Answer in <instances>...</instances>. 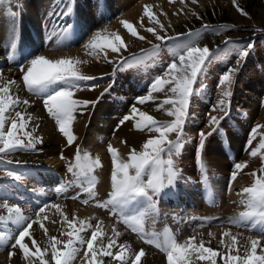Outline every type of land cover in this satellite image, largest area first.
Wrapping results in <instances>:
<instances>
[{"label":"rangeland","instance_id":"1","mask_svg":"<svg viewBox=\"0 0 264 264\" xmlns=\"http://www.w3.org/2000/svg\"><path fill=\"white\" fill-rule=\"evenodd\" d=\"M28 4L34 8L33 15L28 12ZM68 5L72 7L71 15L69 17L59 15ZM145 6H151V11L155 14L153 18L150 19L145 14ZM9 9L15 15H10ZM6 13L12 16L8 21ZM49 13L56 14L50 16ZM29 18L32 19L25 20ZM157 19L164 26L163 29L155 23ZM11 20L15 25V31L14 33L13 30L9 31V35L4 37L7 31L5 27ZM122 21L133 24L138 35L133 36L124 27ZM63 24L73 25L72 31L64 36L57 35L58 26ZM204 25L208 28L205 29ZM149 28H155L156 34L149 32ZM98 31L108 35L109 38L120 35L127 45L126 49L122 48L120 53H113L111 49L105 47L99 56L92 53L85 45ZM197 31L200 35L195 38L194 46H207L213 55L211 63H208L203 75L194 85L195 95L190 99L189 115L181 141L182 148L179 154L175 152L172 154L179 176L170 196L179 197L177 199L186 203H189L185 193L186 188H206L209 182L214 185L220 177L225 181L231 180L235 163H246V167L234 179L242 182V186H239L234 193L242 192L244 187L254 184L258 176L264 175V149L260 147L261 143H264V114L261 118L256 116L249 119L245 113L249 110L247 102H255L258 99H260V109H264V0H10V2L6 0L5 3L0 4V84L9 80L15 81L10 86L12 98L27 100L28 104H21L37 106L44 111L43 98L28 92L25 88L20 66L27 58L45 55L52 51L58 58L79 59L81 63L78 67L81 74L96 77L94 80L83 82L79 90H74L75 99L98 100L94 106L89 105L83 110V115L80 112L76 113L72 125L76 128L75 124H78L77 131L80 132L84 123L90 131H96L98 125L92 118L91 127V116L98 110L101 113L105 108L110 110L107 115L110 122L107 121L106 124L104 121L103 125H99L102 129H98V134L93 135L92 142L82 140V137V141H75L72 146L62 142L59 144L56 151L59 165L54 169L58 170L57 174L61 173L62 178L47 175L40 177L32 171L28 163L12 161L20 157L21 153L36 154L35 150L0 154V204H7L9 207L18 206L23 214L31 219H36L39 207L49 205L44 213L40 214V220L29 230L32 236L25 238L26 243L34 238L43 250L45 247L50 248L51 236L66 240L68 237L63 233L71 231L64 222L66 215L68 219L76 221L77 228L81 227V222L91 224L93 227L100 225L103 235L97 237L93 243V250L98 251L97 260L103 259L104 264H118V261L99 254L101 242L107 245L109 238L116 241V246L111 249L113 252L119 250L120 244H125L131 254L138 253L143 248L145 256L141 258L140 264H148L144 260L149 256L152 264L156 262V264H167L166 255L154 245L147 244L139 233L132 231L123 222L119 213L114 215L111 207L104 208L98 205L108 200L112 191L110 180L112 165L108 145L118 149V155L124 161L128 159L131 151L129 149L131 145L125 143L124 137L121 139L120 132L127 123H132L134 126V121L129 120L132 122L126 121L122 125L120 121L125 115H136L138 118V113L131 112L132 105H136L140 111L147 112L158 121L173 119L167 114L171 105L164 104L161 107L163 101L172 95L169 91L170 85H165L161 92L151 93L153 99L143 105L137 102V97L149 94L150 84L154 78L162 76L171 62L175 60L179 65L178 56L174 53L179 51L177 46L181 44L183 38L169 40L168 37ZM18 33H25L29 38L21 41L20 46H15L13 50L11 40ZM157 34L165 39H157ZM141 36L144 39H140ZM30 37L36 38L33 44L29 43ZM58 37L61 38V42L55 41ZM226 41L229 43L226 44ZM153 45L160 46L154 56L146 57L139 64L130 61L131 67L127 65L124 68L119 67L121 58L133 54L139 55L141 50L151 49ZM249 45L252 46L250 49ZM244 50H247V56L238 58L239 52ZM10 55L13 57L12 60L9 59ZM229 69L234 70V75L230 88L231 96L226 101V114L225 111L219 110V101L222 92L226 89L225 86L219 85L218 81ZM105 89L109 91L101 96ZM250 91L253 93L252 97L248 94ZM119 102H121V114L117 113L111 117L112 107ZM45 111L44 113L50 117ZM211 116L223 118L220 131L208 136L203 150L198 151V133L201 130L205 134L211 131L208 123ZM51 119L54 121L53 118ZM241 120L247 121L248 124L243 126ZM133 129L140 134L158 135L147 130ZM169 138L175 139V134H170ZM229 141H231V150ZM77 145L81 149L82 156L85 153L90 154L93 159L99 156L103 165L97 167L92 174L96 178L92 197L83 190L89 187L88 179L68 171V165L75 162ZM121 146L125 147L121 148ZM137 150H142V145ZM253 150L257 152L256 156L250 155ZM164 158L167 159V155ZM199 161L204 163L203 171L198 166ZM37 164L41 165L39 163L33 165ZM9 172L21 175V179L15 180L8 175ZM205 174L209 177L204 178ZM13 181L15 182L12 183ZM61 185L66 186V191L56 192L55 189ZM223 190L226 194L223 198L217 201L214 199L212 203L205 205L198 202L190 206L191 212L180 210L171 202L164 203L159 197H154L155 210L147 208L146 204L136 208L130 204L126 207L125 213L139 214L147 208L143 224L145 233L150 235L155 232L162 237L164 230L168 229L176 235L180 243L195 236L197 244L202 239L206 247L217 249L221 253L228 251L220 244L221 239L224 244H231V237L223 236L225 231L237 237L233 254H237V251L240 255L246 254V249L250 250L251 239L258 238L259 254L261 248H264V234L233 222L239 220L242 212L250 209L230 204L228 196L232 191L226 184ZM181 197L186 200L183 201ZM84 200H88V203H83ZM52 204H59L60 209L51 207ZM0 215L6 218L7 209L0 208ZM203 218L208 219L205 221ZM41 222L47 228V234L39 227ZM0 231L14 234L15 226L11 222H6L0 224ZM116 233L119 235L117 236ZM81 235L90 238L91 229H87ZM9 244L7 248L10 247ZM29 246L35 250L30 243ZM85 250L86 246L73 264H88V260L83 257ZM11 252L15 254L10 257L6 246L0 247V264H27L19 251ZM148 254L149 256H146ZM50 255L49 251L45 258L48 259ZM190 258L192 264H210L209 261L199 260L198 254L195 253ZM50 264H54V261H50ZM217 264H221L220 257H217Z\"/></svg>","mask_w":264,"mask_h":264},{"label":"snow or ice","instance_id":"2","mask_svg":"<svg viewBox=\"0 0 264 264\" xmlns=\"http://www.w3.org/2000/svg\"><path fill=\"white\" fill-rule=\"evenodd\" d=\"M6 0H0V4L5 3ZM10 2V0H8ZM243 11V10H241ZM72 13L71 5L59 13L64 17H69ZM10 15H15L11 13ZM56 13H49L54 15ZM145 14L149 18H153L155 14L151 11V6H145ZM247 15V13H243ZM124 27L133 35L137 36L138 33L133 24L128 21H122ZM155 23L163 29V25L157 19ZM205 29L207 25L203 26ZM59 31L57 35L64 36L71 32L73 25L63 24L58 26ZM149 32L156 34L155 28H149ZM200 33L188 32L181 33L176 37H168L169 40H181V44L177 47L179 51L174 53L178 56V63L174 60L171 62L162 76L154 78L150 84V92L148 95L137 97V102L141 105L153 99L151 93L161 92L165 85H170L169 91L172 93L164 104H170L171 108L167 114L173 119L168 121H158L152 115L145 111H140L136 105H132L131 112L136 115H125L120 124L126 121L133 120L136 130L148 132H155L158 135L151 136L142 144V150L138 151L132 148L129 152L126 161L121 160L118 155V149L112 145H108V151L111 155L112 170L110 174L112 191L109 194V199L103 201L98 206L108 208L111 207L112 213L115 215L120 214L123 222L137 232L149 245H154L166 255L167 264H192V254H198V259L202 261H209L210 264H217V257H220L221 264H264V248H261L258 254L257 248L260 245L258 239L251 240L250 250L246 249V254L240 255L233 254L236 249L235 235H231L229 231H225L223 236L231 237V244H224L221 239L220 244L227 248V252L221 253L217 249L206 247L205 242L201 239L197 244L196 237H189L188 240L180 243L177 241L176 235L170 230L165 229L161 237L160 234L155 232L150 235L144 232V216L147 208L155 210L156 205L154 197H159L162 193L167 195L173 190L177 181L179 173L174 166L172 154L175 152L179 154L182 148V137L184 134V126L186 119L189 115L190 99L195 95L194 85L197 80L203 75L208 63H211L212 52L207 46L199 47L196 44V37ZM51 39V37H49ZM144 39V37H139ZM157 39L164 40L165 37L157 34ZM229 43L228 41L225 42ZM92 53L99 56L104 51L105 47L111 49L113 53H120L122 48L127 47L125 41L120 35H115L114 38H109L101 32H96L85 45ZM159 45H153L151 49L141 50V54H133L132 56L121 58L119 67L124 68L126 65L131 67L134 63H142L146 57L154 56L159 51ZM252 46L249 45L250 49ZM13 50L15 43H12ZM247 50L241 51L239 57H246ZM10 60L13 57L10 55ZM111 63V61H109ZM81 63L79 59L72 57H62L57 59H50L44 55H35L34 57L27 58L25 63L20 66L22 73V80L28 92L33 93L43 98V105L51 118L54 119L58 131L66 138L67 146H72L77 140V137L72 131V124L76 119V113L84 114L89 105H95L98 100L89 101L74 98V90H79L83 82L96 79V77L83 75L78 67ZM234 70L229 69L227 73L222 74L219 85L225 86L222 92V98L219 101V110L225 111L227 114L226 101L231 96V85L233 83ZM15 81L9 80L0 84V154H6L17 151H30L35 150L36 145L43 143L39 136L33 135L32 131L25 130L28 123L32 120L30 115L22 114L20 111H15V115L11 113L21 103L28 104L27 100L21 101L18 97L12 98L11 85ZM94 87V86H93ZM109 89H105L101 96L107 93ZM6 113L9 115L6 117ZM18 118V119H17ZM223 118L211 116L209 126L211 131L205 134L203 130L198 133V151H202L208 136L220 131ZM38 127V125H37ZM255 131V129L253 130ZM175 134V139H170V134ZM125 143H127L125 141ZM260 147L264 149V143ZM167 155V159H165ZM250 155L256 156L255 150L250 152ZM61 153V159H63ZM99 156L94 159L90 154L85 153L81 155V149L76 146L75 162L68 165V171L73 172L75 175L85 177L88 179L89 187L83 190L88 193L89 197L94 196L93 186L96 178L92 175L97 167H102ZM198 166L203 171V161L198 162ZM246 167V163H235L234 171L231 174V179H235L238 173ZM9 176L14 177L15 180H20L21 175L14 172H9ZM147 177V178H146ZM167 190V191H166ZM56 192L62 193L66 191V186L61 185L55 189ZM244 193L248 194L246 201L249 211L242 212L239 220L233 221L238 226H251L255 227L256 224L261 225V231H264V175L258 176L254 184L243 189ZM76 198V197H73ZM83 203L87 204L88 200ZM133 205L134 208L142 204H146L147 208L140 211L139 214H125V208L128 205ZM49 205L45 204L39 207L36 213V219H31L23 214L18 206L9 207L7 204H0V208L7 209V217L0 215V224L11 222L15 226V233L13 235L6 234L5 231H0V247L5 245V241H11L10 247L13 250L19 251L27 261V264H73L77 256L83 251V257L88 260V264H104V260H97L98 251L93 250V243L97 240L98 236H102V230L99 224L93 227L91 224H84L81 222V227H76V221L68 219L64 215V222L69 226L71 231L63 233L68 238L58 239L56 236L49 237V247L43 250L32 238L30 244L35 247V250L30 248L29 243L25 242L26 237H31L32 233L29 231L34 224L40 220V214L44 213L45 208ZM51 207L60 209L59 204H52ZM207 221L208 218H203ZM251 221V225L248 222ZM39 227L47 234V228L41 222ZM91 229L90 238H85L81 235L82 232ZM118 236L119 233H116ZM59 246V247H58ZM116 246V241L109 238L107 245L101 242L99 254L102 257H108L118 261V264H140L141 258L145 256L143 248L138 253L131 254L125 244L119 245V250L113 252L111 249ZM51 252V255L46 259V255ZM15 254L10 252L9 256Z\"/></svg>","mask_w":264,"mask_h":264},{"label":"bare ground","instance_id":"3","mask_svg":"<svg viewBox=\"0 0 264 264\" xmlns=\"http://www.w3.org/2000/svg\"><path fill=\"white\" fill-rule=\"evenodd\" d=\"M27 9H28V12L30 15L34 14V8H31V6H29V4L27 5ZM134 10L136 11L135 8H134ZM11 17L12 16H10L6 13V20L7 21L10 20ZM132 17H134V16H132ZM30 19H32V18L25 19V20H30ZM15 22L16 21L14 20V23ZM5 28L7 31H6V34H4V37H7L9 35V31H11V30H13V33H14L15 25L13 24V20H11L9 23H7V26ZM13 33L11 35H13ZM28 38H29V36L26 35L25 33H18L16 35H14V37L12 38L11 41L15 43V46L19 47L21 41H26ZM30 38H31V41L29 43L33 44V42L35 41L36 38L35 39L34 38L32 39V37H30ZM57 40L59 42H61L60 37L55 39V41H57ZM44 56H46L47 58H50V59H57L58 58L56 53H54L52 51L45 53ZM251 93H252L251 91L248 93L250 97L253 96V93L252 94ZM256 98H257V96H256ZM259 104H260V99L256 100L255 102H253V101H251L250 103L247 102V105H249L248 106L249 110L245 113H247L249 119H252L256 116H259L260 118L263 117L262 115L264 114V109H262V108L260 109ZM43 109H44V107H43ZM105 109H103L104 115H101L103 113H101L98 110L93 116H91V127H92V118H93V120H95L97 122L98 126L96 127L97 128L96 131H90V129L86 126V123H84V122H83L84 123L83 128H80V132L77 131V127H78L77 123H76L77 125L75 124L76 128L74 127V125H72V131H73L74 135L77 137L76 141L86 140L87 142H92L93 135L95 136L96 134H98L97 130L101 128V127H99V125L100 126L103 125L104 121H106V124H107V121H108L107 115L110 113V110L108 108L106 110ZM15 111H20L22 114H25L26 116L30 115L32 117V120L28 123L25 130L32 131L33 135L39 136L43 140V143H39L36 145V149H35L36 154L34 152H33V154L21 153L20 157H17L15 159H13L12 161L15 163H17V162L28 163L30 165L29 167L32 169V171H34L35 174H39L40 177H41V175H44V176L47 175V176H54L56 178L60 176V178H62L63 176L61 175V173L57 174L58 170H56L54 168H56L59 165V159L56 157V151L58 150L59 144H61V142L66 143V138H64L63 135L58 131V127H57L56 123L44 113L45 109L43 111L41 108H39L37 106L32 107L31 105L24 106V105L20 104L17 108H15V110L12 111V113H11L12 116L15 115ZM117 113L119 115L121 114V102H119L118 104H116L112 107L111 117H112V115H116ZM5 115L7 117L9 114L6 113ZM108 122H110V121H108ZM128 122H132V121H128ZM240 122L243 126H246L248 124V122L245 120H241ZM37 125H38V127H37ZM133 128H135V127L132 126V123H127L124 125V127L121 129V132H120L121 133V136H120L121 139H122V137H124L125 140L127 141V143L129 145H131V146H129V149H132V148L137 149L148 138L151 137L150 134L145 135V134H140L138 132H135V130ZM82 137H83V139L81 140ZM84 138H86V139H84ZM123 147H125V146H121V148H123ZM229 148L231 149V141H229ZM35 163H39L41 165H38V164L33 165ZM27 169H28V167H26V170ZM42 178H44V177H42ZM220 178L214 183V185L212 184V182H209L206 188L205 187L198 188V189H193L192 187L186 188L185 193H186V196L188 198V202L191 203L192 205H194V204L196 205V203H198V202L204 203V205H205L207 203L208 204L212 203L214 201V199L217 201V199H221V198H223V195H226L225 192H223L225 190V189L223 190L224 185L226 184V186H229L230 190L232 191V193L228 196V202L230 204H234V206H237V207L239 206V208H248V205L246 203V201L248 199V194L244 193L243 191L234 193V191L237 190V188L239 186H242V182H240L239 180H232V179L229 181H225V179H222V178L220 179ZM14 182L15 181H13L12 183H14ZM243 187H244V185H243ZM4 190L5 189H3V191ZM12 197L16 198L15 196H12ZM177 198H179V197H177ZM180 201H182V200L180 199ZM125 209H127V208H125ZM248 224L251 225V221H249ZM244 227L247 229H249V227H250L249 230H252V231H255L258 233L260 232V234H264V231L260 230L261 225L259 223L256 224L255 227H251V226H244ZM6 234L13 235L12 233H9V232H7ZM9 243H11L10 240L5 241V245L3 247L6 246V249H8V252H11L13 249L11 247L7 248V245ZM149 254L146 256H149ZM152 254H150V255H152ZM144 261L148 264H152L151 256H149L148 258L146 257V259ZM156 263H154V264H156Z\"/></svg>","mask_w":264,"mask_h":264}]
</instances>
